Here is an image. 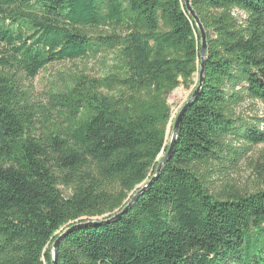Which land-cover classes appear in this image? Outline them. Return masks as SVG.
I'll return each mask as SVG.
<instances>
[{
	"label": "trees",
	"instance_id": "trees-1",
	"mask_svg": "<svg viewBox=\"0 0 264 264\" xmlns=\"http://www.w3.org/2000/svg\"><path fill=\"white\" fill-rule=\"evenodd\" d=\"M204 82L173 152L169 96L199 84L185 0H0V264H264V188L218 174L264 144V0H190ZM118 50L125 73L37 103L55 61ZM195 77L197 80L195 81ZM191 94V95H192ZM219 172V173H218Z\"/></svg>",
	"mask_w": 264,
	"mask_h": 264
},
{
	"label": "rangeland",
	"instance_id": "rangeland-1",
	"mask_svg": "<svg viewBox=\"0 0 264 264\" xmlns=\"http://www.w3.org/2000/svg\"><path fill=\"white\" fill-rule=\"evenodd\" d=\"M125 73V61L118 50H104L97 55H90L74 60L55 61L40 70L35 77L23 76V83L31 93V98L37 103H46V97L52 90L68 94L78 87L95 83L106 85L109 78L122 76ZM195 81L197 78L195 77ZM192 86L187 89L180 86L169 96L172 107V120L168 130V142L173 134L175 120L190 98ZM245 114L264 116V104L257 103L245 107ZM219 173V172H218ZM219 185L228 182L235 183L242 190L264 188V144L251 147L245 157L235 165H227L218 174Z\"/></svg>",
	"mask_w": 264,
	"mask_h": 264
},
{
	"label": "water",
	"instance_id": "water-1",
	"mask_svg": "<svg viewBox=\"0 0 264 264\" xmlns=\"http://www.w3.org/2000/svg\"><path fill=\"white\" fill-rule=\"evenodd\" d=\"M187 3V8L190 12V14L193 16L194 20L196 21L198 27L201 30V34H202V39H203V43H202V50H201V59H202V63H201V69H200V73H199V84L196 87L195 91L193 92V94L190 96V98L188 99V101L186 102V104L184 105V107L182 108V110L180 111V113L178 114L174 126H173V134L171 137V141H170V147L168 152L166 153L164 159L159 163L158 168H157V173L154 176L157 177L162 169V166L164 165V163H166L168 161V159L170 158L174 146H175V142L179 133V129H180V124H181V120L184 116L186 107L197 97V95L199 94L200 89L202 88L203 82H204V72H205V65H206V52H207V37H206V33L204 30V27L201 23L200 18L198 17V15L196 14L195 10L193 9V7L191 6V2L190 0H185ZM153 180V178H152ZM151 180V181H152ZM150 181V182H151ZM150 182L144 186L132 199V201L124 208V210L122 212H119L118 214H116L114 217L109 218V219H100V220H90L84 223H76L73 224L72 226H70L63 234H61L54 242L53 245V264H59V243L62 240L63 237H65L66 235H68L69 233H71L72 231H74L75 229L79 228V227H84L87 225H103L105 223H108L109 221L119 217L123 212H125L132 204V202L137 198V196L143 192L150 184Z\"/></svg>",
	"mask_w": 264,
	"mask_h": 264
}]
</instances>
